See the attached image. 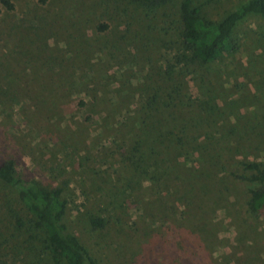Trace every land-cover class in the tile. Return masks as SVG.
Instances as JSON below:
<instances>
[{
    "label": "rangeland",
    "instance_id": "374dc122",
    "mask_svg": "<svg viewBox=\"0 0 264 264\" xmlns=\"http://www.w3.org/2000/svg\"><path fill=\"white\" fill-rule=\"evenodd\" d=\"M12 1L0 7V162L66 188L70 230L99 264H264V211L249 212L255 186L236 179L264 166V15L187 73L174 60L184 0ZM191 1L217 23L249 0ZM167 66L177 79L164 84ZM175 83L181 101L149 107ZM93 209L101 232L84 222ZM15 215L33 218L0 181V263L51 264Z\"/></svg>",
    "mask_w": 264,
    "mask_h": 264
},
{
    "label": "trees",
    "instance_id": "16d2710c",
    "mask_svg": "<svg viewBox=\"0 0 264 264\" xmlns=\"http://www.w3.org/2000/svg\"><path fill=\"white\" fill-rule=\"evenodd\" d=\"M46 4L48 0H40ZM137 4L146 6H159V4L171 3L174 0H133ZM180 26L176 31L178 35L174 44L177 45L174 60L179 70L188 69L191 66L202 68L207 64L216 62L224 53L233 52V33L239 24L251 15H264V0H249L217 23L205 20L198 8L192 7L191 0H184L180 5ZM0 7L8 11L14 9L12 0H0ZM103 30L109 29L102 26ZM173 66L166 67L162 83L167 84L173 77L171 69ZM168 75V77H167ZM179 72L176 76H181ZM164 89V92H162ZM184 97L182 86L179 83L166 88L158 87L152 94L149 107L152 103L163 100L168 110L174 101H181ZM197 102V101H196ZM203 104H197V109ZM153 110V108H152ZM161 120L159 117L158 121ZM248 169L253 170L251 176H236L240 182L254 185L249 188L251 198L248 201V209L252 214H260L264 211V166L257 163L247 165ZM17 167L12 161L0 162V181L15 191L33 216L27 224L20 215H15L12 220L18 229H23L29 225L33 231L43 236L42 255L49 259L51 264H99L94 257L91 249L81 242L80 237L70 230L68 220L69 198L64 195L65 187L45 188L40 183L32 179L20 178ZM14 213V212H13ZM83 212H81L82 214ZM100 209L87 211L88 218L84 221L87 229L101 232L107 227L105 219L99 215ZM37 237V236H36ZM38 238V237H37ZM4 264V263H0Z\"/></svg>",
    "mask_w": 264,
    "mask_h": 264
}]
</instances>
